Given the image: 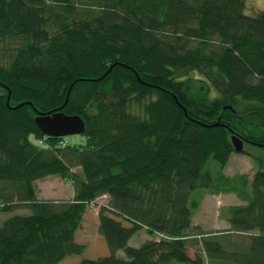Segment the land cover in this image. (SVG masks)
<instances>
[{
	"label": "trees",
	"instance_id": "1",
	"mask_svg": "<svg viewBox=\"0 0 264 264\" xmlns=\"http://www.w3.org/2000/svg\"><path fill=\"white\" fill-rule=\"evenodd\" d=\"M245 10L246 0H0V211H30L0 226V264L83 255L85 209L103 196L109 255L78 264H264V162L249 193L206 168L236 153L232 135L264 149V11ZM54 111L84 121V145L38 129L35 117ZM52 175L72 200L37 199L35 181ZM198 189L246 202L228 219L248 234L242 250L192 226ZM141 230L152 239L131 247ZM198 244L205 256L192 259Z\"/></svg>",
	"mask_w": 264,
	"mask_h": 264
},
{
	"label": "rangeland",
	"instance_id": "2",
	"mask_svg": "<svg viewBox=\"0 0 264 264\" xmlns=\"http://www.w3.org/2000/svg\"><path fill=\"white\" fill-rule=\"evenodd\" d=\"M264 11V0H246L247 15H255L257 12ZM8 49V48H7ZM7 49L5 54L7 53ZM1 94V92H0ZM65 141L72 146L79 147L86 143L83 135H72L64 137ZM65 142V143H66ZM246 154L233 153L227 164L220 169L219 165L212 159L207 163V169L211 173L214 181L219 180L220 175L233 180L230 187L238 190V193L244 189L245 193L250 192L249 183L255 174L258 163L264 162V149L256 148L248 144L243 145ZM257 159V160H256ZM256 160V161H255ZM72 172L82 176L80 167H73ZM246 183V185H245ZM36 197L39 200H67L74 196V190L70 183L63 181L59 176L52 175L35 181ZM244 192L242 194H244ZM192 197L199 202V207L193 212L192 226L200 227L202 233L208 236L215 235L217 240L224 245L227 251H240L248 243V234H241L230 231L231 226L228 222L229 208L232 206L243 205L246 202L237 193L212 195L205 189H198ZM107 203L106 196L100 197L95 203L89 204L83 216V223L77 234V242L87 243L86 250L81 256H70L58 264H78L83 259H96L109 255V250L98 233L97 220L99 207ZM30 211L24 205H17L10 211H0V226L9 217L13 215H29ZM194 233V232H193ZM192 234V231L190 232ZM201 236L197 238L200 239ZM152 239L151 236L141 230L131 237L129 245L139 247L144 241ZM205 256L200 248V244L194 248L188 247V255L194 259V255ZM118 254L123 255L121 251ZM177 264V263H174ZM202 264H217L204 260ZM228 264V263H225Z\"/></svg>",
	"mask_w": 264,
	"mask_h": 264
},
{
	"label": "water",
	"instance_id": "3",
	"mask_svg": "<svg viewBox=\"0 0 264 264\" xmlns=\"http://www.w3.org/2000/svg\"><path fill=\"white\" fill-rule=\"evenodd\" d=\"M34 122L45 136L52 137L82 135L85 127L84 121L78 115L70 116L62 111L38 114ZM231 142L236 153H241L243 151L244 142L236 135L231 136Z\"/></svg>",
	"mask_w": 264,
	"mask_h": 264
},
{
	"label": "bare ground",
	"instance_id": "4",
	"mask_svg": "<svg viewBox=\"0 0 264 264\" xmlns=\"http://www.w3.org/2000/svg\"><path fill=\"white\" fill-rule=\"evenodd\" d=\"M82 223H83V221H82ZM97 223H98V220H97ZM81 226H82V224H81ZM82 244H84L85 245V250H86V245H87V243H82ZM85 252V251H84ZM84 254V253H83Z\"/></svg>",
	"mask_w": 264,
	"mask_h": 264
},
{
	"label": "crops",
	"instance_id": "5",
	"mask_svg": "<svg viewBox=\"0 0 264 264\" xmlns=\"http://www.w3.org/2000/svg\"><path fill=\"white\" fill-rule=\"evenodd\" d=\"M38 199V198H37ZM73 199V196L71 195V198L70 199H67V200H72ZM39 200V199H38Z\"/></svg>",
	"mask_w": 264,
	"mask_h": 264
}]
</instances>
